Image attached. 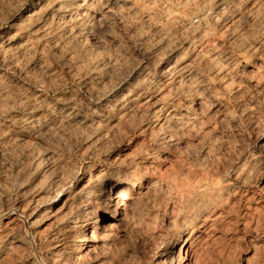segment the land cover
Segmentation results:
<instances>
[{
    "label": "clouds",
    "instance_id": "obj_1",
    "mask_svg": "<svg viewBox=\"0 0 264 264\" xmlns=\"http://www.w3.org/2000/svg\"><path fill=\"white\" fill-rule=\"evenodd\" d=\"M0 264H264V0H0Z\"/></svg>",
    "mask_w": 264,
    "mask_h": 264
}]
</instances>
